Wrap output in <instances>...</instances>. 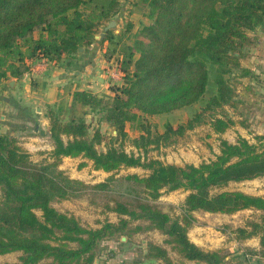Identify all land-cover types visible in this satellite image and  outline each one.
<instances>
[{
	"label": "trees",
	"instance_id": "16d2710c",
	"mask_svg": "<svg viewBox=\"0 0 264 264\" xmlns=\"http://www.w3.org/2000/svg\"><path fill=\"white\" fill-rule=\"evenodd\" d=\"M139 2L148 9L146 17L151 22L136 32L122 61L123 84L113 87L111 99L87 90L75 91L67 118L57 109L48 110L53 145L50 160L35 162L23 148L16 133L27 127L13 125L10 132L0 133V254L22 252L15 264H109L99 258L100 243L142 229L141 225L129 228L133 220H145L147 228L168 235L166 242L185 259L224 264L220 252L205 251L190 240L193 213L264 211V196L240 190L212 192L230 182L264 177V134L256 136V142L242 136L236 142L221 138L216 158L199 165L148 157L150 145H167L173 135H182L201 123H209L217 134L236 123L226 106L238 109L245 104L238 86L253 74L242 62L255 43L254 32L264 28V0ZM120 9L121 0H0V83L10 77L22 78L28 71L27 59L60 60L78 54L82 47L88 49L97 41L101 27ZM132 27L130 24L129 30ZM114 31L104 29L106 37L101 42L110 40L112 44ZM211 69L216 71V91L207 95ZM198 102L202 106L193 117L177 128L169 124L164 133L146 120L148 115L170 113ZM101 105L107 106L105 118L116 132L113 140L125 139L127 124L136 123L140 133L133 143L138 154L115 144L101 148L104 133L93 129L85 118L88 107ZM65 157L91 160L96 170L106 172L122 167L149 169L146 176L129 174L127 179L139 184L152 200L164 189L188 190L184 213L173 217L141 197L114 200L108 209L118 213V222L86 227L75 215L52 205L88 187L59 167ZM261 219L262 223L252 224L248 236L263 232L264 246V215ZM238 232L246 230L238 228ZM146 257L150 261L144 264H177L165 247L155 243L148 244Z\"/></svg>",
	"mask_w": 264,
	"mask_h": 264
},
{
	"label": "rangeland",
	"instance_id": "374dc122",
	"mask_svg": "<svg viewBox=\"0 0 264 264\" xmlns=\"http://www.w3.org/2000/svg\"><path fill=\"white\" fill-rule=\"evenodd\" d=\"M147 12L148 9L144 7L139 0H121L120 12L112 19L116 21L117 24L110 30H115L114 34L119 31V34H117V36L116 34L113 35V43L111 45L112 50L114 51L113 53H110L111 51L109 52V54H112L111 56L109 55L110 58H112H109L108 62H112V65L115 66V68V64H117V66L120 67L121 72L111 78L113 79L111 80L110 85L112 94L103 95L107 99L114 97L115 92L113 91V87L122 84V76L124 73L121 65L122 61L127 58L129 47L134 42V35L142 28V26L148 25L151 22V20L146 17ZM130 24H132L133 27L129 30ZM104 28L105 27H101L100 32L97 34L98 36H101L104 32ZM105 37L106 35L103 38ZM101 39V37H96V44L97 42H100ZM106 44H108V41H106ZM103 54L104 53L101 52L100 55ZM238 73H240V71H238ZM215 76V69H211L207 95L216 91ZM118 79H120L119 82H116ZM201 106V102H198L194 105L183 107L170 113L148 115L146 120L153 125L154 130L159 133H164L169 124L174 128L185 124L189 118L193 117V115L200 110ZM55 109H57L56 111L61 115L65 116V118H67L72 112L70 101H64ZM219 110L218 114L221 113V109ZM35 111L36 110L33 109L34 114H36ZM226 111L232 115L231 106H226ZM106 112L107 106L104 105L94 108L88 107L85 112V118L91 123L92 128H98L104 133L105 140L102 143L101 148L106 149L109 144H115L123 147L128 152L138 154L139 149L133 143V139L140 133L136 123L129 122L127 124L128 136L125 139L118 141L113 140V135H115L116 132L107 122L105 118ZM77 113L82 112L78 110ZM207 114H209V112ZM19 115L20 117L18 119L20 121L17 123V126H29V123L24 120L25 118H22L21 113H19ZM46 127L49 130L50 123ZM236 130V128L230 127L224 133L217 134L213 131L209 123H201L194 129L187 130L182 135H173L167 145L164 143L160 146L154 144L150 145L148 157L159 159L164 163H175L179 165L194 163L199 165L203 161L208 162L216 158L220 153L221 138H225L230 142H236L239 136H241ZM29 131H26V133L28 134ZM16 134H18L20 141L25 140V138H22L25 133L18 131ZM34 134L36 140H40L42 144L44 143L45 145L43 146V149L41 148L34 151V154L31 155L32 159L35 162H43L47 159L50 160L48 156L50 150H47V145L51 142L50 135L46 133L41 137L39 131H35ZM84 162H86V165L81 166ZM59 167L64 170L68 176L83 181L88 187L79 191L77 195L70 196L66 199L55 200L52 205L59 211L75 215L86 227L99 228L106 221L118 222L120 220L118 213L109 211L108 209V206L114 204V200L127 202L134 198L141 197L150 200L161 210L169 213L173 217L180 216L184 213L183 203L189 194L188 190L181 188L168 191L164 189L162 195L158 199L152 200L147 197L139 184L127 179V175L129 174H138L141 177L146 176L150 173L149 169L142 167H122L113 172H106L103 170H96L91 160L82 157L66 159V161H64L63 158ZM256 179L257 178L241 182H230L226 187L215 188L212 192L240 190L253 195H257L256 193H263L264 180L259 181ZM98 184L103 185L98 186ZM1 197L2 190L0 188V199ZM36 212L38 215L42 214V211L40 210H37ZM221 216L220 213H212L202 210L195 211L193 213L194 220L191 227H193V225L195 226L197 223L206 225L212 224L214 226L223 225L227 221L222 219ZM137 225H141L142 229L132 231L128 234V237L124 236L126 237L125 240L120 238L121 234H117L102 241L99 246V258L109 264L148 263L150 261L146 257L148 244L155 243L165 247L172 259L180 260V257L182 256L178 254L177 250L173 249L172 244L166 242L168 235L158 229L147 228L146 226L148 225V222L145 220H133L129 223V228H134ZM21 255L22 252L20 251L0 254V264H15L19 261ZM180 262L176 261L177 264H181Z\"/></svg>",
	"mask_w": 264,
	"mask_h": 264
},
{
	"label": "crops",
	"instance_id": "0c3cea01",
	"mask_svg": "<svg viewBox=\"0 0 264 264\" xmlns=\"http://www.w3.org/2000/svg\"><path fill=\"white\" fill-rule=\"evenodd\" d=\"M118 32H115L116 36ZM254 35L255 43L248 49V55L242 62L244 67L252 71L253 77H244L243 84L237 90L246 107L240 104L238 109L232 108L231 112L236 120L232 127L251 142H256V136L264 134V28H258ZM106 41L97 44L95 41L88 49L84 48L75 55H65L60 60L27 59L28 71L22 78L10 77L1 81L0 133L10 132L12 126L19 123L21 113L29 126L20 131L25 133L22 136L25 140L20 143L33 155L35 150L43 149L45 145L36 140L35 131H39L41 137L50 131L46 127L50 123L47 110L55 109L64 101L72 104L73 94L77 90L91 91L99 96L111 95V78L116 68L112 62H108L112 55L109 52L113 53L114 50L110 40ZM101 52L104 54L100 55ZM41 130L45 131L44 135ZM26 131H29L28 134ZM47 146V150L53 149L51 142ZM66 159L73 157H65L64 161ZM257 179L261 181L264 177ZM256 194L264 196V192ZM220 214L227 221L225 224L214 226L197 223L189 229L190 240L205 251L220 252L224 256V264H264V246L261 244L263 232L248 236L253 230V223L263 222L261 218L264 211L245 209L234 214ZM238 228H244L246 232H238ZM180 260L174 262L208 264L183 257Z\"/></svg>",
	"mask_w": 264,
	"mask_h": 264
},
{
	"label": "water",
	"instance_id": "95a60500",
	"mask_svg": "<svg viewBox=\"0 0 264 264\" xmlns=\"http://www.w3.org/2000/svg\"><path fill=\"white\" fill-rule=\"evenodd\" d=\"M117 24V22L116 21H114V20H111L109 23H108V25L104 28L105 29V31H108V30H110L111 28H113L115 25ZM106 35V33L105 32H103L102 34H101V36H98V35H96V37H101V38H103L104 36ZM84 48L82 47V48H80V50H83ZM41 134H45V131L44 130H41ZM48 134L50 135L51 134V132L49 131L48 132ZM122 239L123 240H125L126 239V237H122Z\"/></svg>",
	"mask_w": 264,
	"mask_h": 264
},
{
	"label": "built area",
	"instance_id": "2783aa9c",
	"mask_svg": "<svg viewBox=\"0 0 264 264\" xmlns=\"http://www.w3.org/2000/svg\"><path fill=\"white\" fill-rule=\"evenodd\" d=\"M115 65H116V70L113 72L114 77H115V75H117L118 73L121 72L120 67H118L117 64H115Z\"/></svg>",
	"mask_w": 264,
	"mask_h": 264
}]
</instances>
